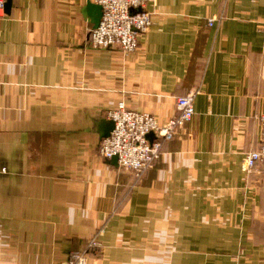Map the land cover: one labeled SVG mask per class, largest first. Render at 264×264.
Here are the masks:
<instances>
[{"label":"crops","instance_id":"crops-1","mask_svg":"<svg viewBox=\"0 0 264 264\" xmlns=\"http://www.w3.org/2000/svg\"><path fill=\"white\" fill-rule=\"evenodd\" d=\"M88 1L4 3L0 264H63L95 235L88 264H264V165L243 168L263 139L264 0H151L128 53L91 46ZM193 87L142 177L99 154L119 101L165 121Z\"/></svg>","mask_w":264,"mask_h":264},{"label":"built area","instance_id":"built-area-1","mask_svg":"<svg viewBox=\"0 0 264 264\" xmlns=\"http://www.w3.org/2000/svg\"><path fill=\"white\" fill-rule=\"evenodd\" d=\"M103 8L98 26L90 30V44L94 48L119 46L125 52L139 48L140 37L152 24V12L148 8L151 0H95ZM5 0H0V15L4 13ZM214 18L208 20L213 24ZM200 91L193 87L177 96L178 113L162 121L152 112L128 108L119 101L110 108L107 116L114 121L110 134L103 137L99 154L104 158L117 155L119 164L142 177L162 154L165 141L175 137L178 130L190 122L195 115V97ZM263 127V139L258 148L246 152L243 168L247 173L264 165V113L259 117ZM153 132L155 138H150ZM101 245L97 235L86 245L74 250L63 264H88L92 251Z\"/></svg>","mask_w":264,"mask_h":264},{"label":"water","instance_id":"water-1","mask_svg":"<svg viewBox=\"0 0 264 264\" xmlns=\"http://www.w3.org/2000/svg\"><path fill=\"white\" fill-rule=\"evenodd\" d=\"M10 5V0H7L5 3V7L9 8ZM88 8H89V14L93 16V22H94V26H98L100 19H101V15L103 12V8L102 5L100 3H96V2H92V1H88ZM114 127V121L111 120L109 123V126L106 128V130L104 129L103 131V136L106 137L110 134L111 130ZM153 132H151L149 134V137L152 138ZM113 160L115 162H118V156L115 155L112 157Z\"/></svg>","mask_w":264,"mask_h":264},{"label":"rangeland","instance_id":"rangeland-1","mask_svg":"<svg viewBox=\"0 0 264 264\" xmlns=\"http://www.w3.org/2000/svg\"><path fill=\"white\" fill-rule=\"evenodd\" d=\"M118 163H119V158H118ZM120 165V164H119ZM121 166V165H120ZM123 167V166H122ZM125 168V167H124Z\"/></svg>","mask_w":264,"mask_h":264}]
</instances>
